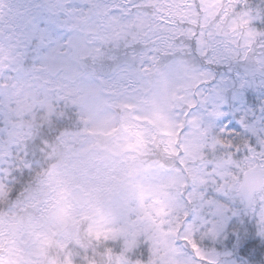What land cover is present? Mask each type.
Returning a JSON list of instances; mask_svg holds the SVG:
<instances>
[{
  "label": "snow or ice",
  "instance_id": "6c2138e0",
  "mask_svg": "<svg viewBox=\"0 0 264 264\" xmlns=\"http://www.w3.org/2000/svg\"><path fill=\"white\" fill-rule=\"evenodd\" d=\"M112 14L124 21L134 42L139 38L152 46L147 59L171 52L196 57L203 65L181 114L210 125L212 139L201 158L203 171L188 179L181 194L187 205L199 202V210L177 217L181 253L192 264H264V247H257V241L264 245V200L241 208L224 188L241 172L264 180V0H125ZM54 128L49 122L48 129ZM183 128L180 121L172 132L177 141ZM46 135L22 139L16 125L0 129V190L8 197L38 168ZM241 154L246 168L237 162ZM229 216L231 251H209L204 241L222 236ZM146 249L150 253L147 242L134 247L136 264H144ZM177 255L162 248L156 264H175Z\"/></svg>",
  "mask_w": 264,
  "mask_h": 264
},
{
  "label": "clouds",
  "instance_id": "9594fccd",
  "mask_svg": "<svg viewBox=\"0 0 264 264\" xmlns=\"http://www.w3.org/2000/svg\"><path fill=\"white\" fill-rule=\"evenodd\" d=\"M156 56L155 60H143L146 71L133 63V78L147 102V113L163 117L161 126L175 132L179 122H184L178 141L172 136L161 144L151 133L143 139L130 137L124 131L125 121L102 114L106 111L104 85H96L80 101L82 124L75 128L61 125L41 138L38 168L21 198L28 210L15 216L0 215L5 240L11 238L13 225L27 232L32 223L39 222L50 232H79L85 240L91 229L118 234L122 242H147L151 251L145 250L144 264H156L162 248L174 249L179 264H192L190 257L181 253L176 220L185 210H199L198 201L187 205L181 194L188 179L203 171L201 158L207 156L205 148L212 132L210 125L185 119L181 113L192 98L203 65L192 56ZM112 128L119 130L107 135ZM242 157H237V162L246 168ZM241 174L228 178L224 184L227 195L241 208L264 200V180L253 182L251 174ZM8 210L13 211L12 205ZM116 252H125L123 243ZM112 264L136 261L114 258Z\"/></svg>",
  "mask_w": 264,
  "mask_h": 264
},
{
  "label": "rangeland",
  "instance_id": "374dc122",
  "mask_svg": "<svg viewBox=\"0 0 264 264\" xmlns=\"http://www.w3.org/2000/svg\"><path fill=\"white\" fill-rule=\"evenodd\" d=\"M124 2V0H58V2L45 0L48 7L42 10L37 6L39 0H0V29L5 25H12L15 32L12 41H0V129L16 125V131L19 133L18 125L12 121L13 114L25 109L31 110L34 104L50 105L47 94H67L81 114L80 101L83 94L86 91L92 92L98 84L94 77L88 78L82 72L80 57L92 56L93 52H98L92 50V47L97 46L95 41L99 32L106 33L107 29L112 38L131 34L123 27L124 21L112 14V9ZM1 4L7 5L10 10L2 9ZM59 11H62L65 18L57 23L61 26L59 33L52 36L39 21L52 19V13ZM6 33L9 34V31ZM33 40L39 43L40 52L38 55L34 54L31 59L33 61L37 57L36 60L38 59L40 64L26 74L21 72L20 62L25 58L28 46ZM151 47L145 45L142 52H150L152 55ZM163 53L167 52L156 54ZM144 59L146 58L139 59V67L146 71ZM101 78V84L104 85L102 103L106 109L102 114L106 118L115 120L116 110L114 111L113 107L119 108L120 121H125L124 131L130 137L143 139L145 135L151 133L161 144L166 138L172 137V131L159 123L163 121L161 114L147 113V102L134 81L130 64L123 63L113 73ZM118 130L112 128L106 134L111 135ZM2 191L0 190V193ZM229 223L230 216L226 220V228ZM37 224L39 225L28 233L22 230L12 231V236L8 240L3 238V230L0 229V249L3 251L0 255V264H56L54 257L45 263L42 262V254L44 255L48 239L43 233L45 229L43 225L39 222ZM61 239L63 245L68 235L61 234ZM125 241L127 246L131 245L132 241ZM175 264H179V261Z\"/></svg>",
  "mask_w": 264,
  "mask_h": 264
},
{
  "label": "trees",
  "instance_id": "16d2710c",
  "mask_svg": "<svg viewBox=\"0 0 264 264\" xmlns=\"http://www.w3.org/2000/svg\"><path fill=\"white\" fill-rule=\"evenodd\" d=\"M37 6L42 10H45L48 7L45 0H39ZM52 16V19L46 18L39 22L46 27L48 32H51L52 36H56L61 27L57 23H59L60 19H64L65 17L64 14H62V11L53 12ZM95 42H97V46L90 47L93 48L92 50L98 52H93L94 54L92 56H81L80 58L82 61V72L85 73L88 78L94 77V80L98 85L102 83L101 76L113 73L114 70L123 63H128L130 65L135 63V65L139 67V59H147V56H150V52H145L146 54L142 52V48L145 47L142 40L137 38L134 42L132 34H125L122 37L118 36V38H112V36H109L107 33L106 29V33L99 32L98 38ZM39 52L40 45L33 40L28 46L25 58L20 62L21 72L27 74L38 67L40 62L38 59L36 60L37 57L33 61L31 57L34 54L38 55ZM162 55L185 57V55L173 54L171 52L163 53ZM37 91L39 92L40 89ZM47 96L49 97V102H51L50 105L34 104L31 110L25 109L13 114V124L18 125L20 131L18 134L22 139L24 137L34 139L41 136L42 132L50 134L61 125L75 128L77 124H82L84 118L81 116L79 108L70 101L67 94H47ZM113 109L114 111L116 110L115 120L120 121V109L114 107ZM61 116L63 118L59 119ZM7 122L10 123V121ZM49 122L55 124L54 130L48 129ZM31 176L28 177L24 184L17 189L15 195L8 197L6 191L0 193V215L6 214L9 216H15L28 210L26 203H21V198L24 196L25 192L29 190L27 182L31 179ZM8 205H12L13 211L8 210ZM248 219L250 221L251 217H248ZM37 225L39 224L32 223L29 230L25 233L33 231ZM12 231H20L19 226L14 225ZM232 232V227L228 225L222 236L216 240L206 239L203 246L210 251L211 249H215L219 253H223L226 250L231 251L228 247V239ZM43 233L48 239L45 244L44 255L42 254L43 263L47 260H52L51 257L55 258L56 264H112L114 258L117 260H123L127 257H131L136 261V258L133 256V249L138 243L132 241L131 245L127 246L128 244H126V241L124 240L122 242L118 234H109L108 232L98 231L93 232L92 230H88V233H86L88 240L81 238L79 232L74 234H64L68 235V239L63 242L62 245L60 232L54 230L50 232L47 229H44ZM109 241H111V243H109ZM121 243H123L125 252L123 254H118L116 248ZM257 247H264V245H261L260 242L257 241ZM2 253L3 251L0 249V255ZM262 256H264V254H262ZM254 264H259V261H255Z\"/></svg>",
  "mask_w": 264,
  "mask_h": 264
},
{
  "label": "water",
  "instance_id": "95a60500",
  "mask_svg": "<svg viewBox=\"0 0 264 264\" xmlns=\"http://www.w3.org/2000/svg\"><path fill=\"white\" fill-rule=\"evenodd\" d=\"M1 8H6L7 10H10V8L5 5V4H1ZM5 30L9 31L8 35H5ZM14 30H13V26L12 25H5L3 28L0 29V41L2 42H6V41H12L14 38ZM253 182H257L259 180L257 179H252Z\"/></svg>",
  "mask_w": 264,
  "mask_h": 264
}]
</instances>
